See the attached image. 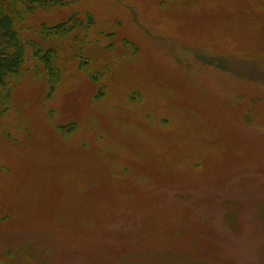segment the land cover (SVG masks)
<instances>
[{
  "label": "rangeland",
  "instance_id": "1",
  "mask_svg": "<svg viewBox=\"0 0 264 264\" xmlns=\"http://www.w3.org/2000/svg\"><path fill=\"white\" fill-rule=\"evenodd\" d=\"M9 7L0 264H264V0Z\"/></svg>",
  "mask_w": 264,
  "mask_h": 264
},
{
  "label": "trees",
  "instance_id": "2",
  "mask_svg": "<svg viewBox=\"0 0 264 264\" xmlns=\"http://www.w3.org/2000/svg\"><path fill=\"white\" fill-rule=\"evenodd\" d=\"M63 0H0V104L2 103L1 87L6 84L9 75L15 74L23 62V45L20 40L19 31L15 26V16L9 11L18 3L28 7L44 5L50 2H61ZM13 10V9H12ZM64 24L52 27L53 32H62Z\"/></svg>",
  "mask_w": 264,
  "mask_h": 264
}]
</instances>
